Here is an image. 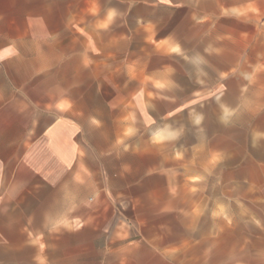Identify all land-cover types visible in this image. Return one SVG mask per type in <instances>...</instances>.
I'll return each instance as SVG.
<instances>
[{
    "label": "crops",
    "instance_id": "1",
    "mask_svg": "<svg viewBox=\"0 0 264 264\" xmlns=\"http://www.w3.org/2000/svg\"><path fill=\"white\" fill-rule=\"evenodd\" d=\"M141 42L181 52L197 43V54L203 43L222 59L203 89L242 95L264 115V0H26L0 10V263L77 219L117 244L116 264L171 259L177 247L146 232L174 211L171 178L150 179L161 169L156 146L133 132L139 82L132 68L125 80L124 65Z\"/></svg>",
    "mask_w": 264,
    "mask_h": 264
},
{
    "label": "rangeland",
    "instance_id": "2",
    "mask_svg": "<svg viewBox=\"0 0 264 264\" xmlns=\"http://www.w3.org/2000/svg\"><path fill=\"white\" fill-rule=\"evenodd\" d=\"M25 1L0 0V10H18ZM140 44V57L125 58L124 65L125 80L132 68L130 75L139 82V90L132 91L139 92L141 104L133 132L141 145L156 146L161 169L150 179L171 178L174 211L146 232L157 244L177 247L171 259L156 264H264L260 107L245 105L242 95L203 89L218 79L215 66L222 60L205 52L203 43H198L200 57L197 43L184 52ZM120 207L138 210L135 203ZM62 221L58 231L43 234L42 248L16 251L0 264H116L121 252L108 234L88 232L82 219L68 231ZM92 221L100 223L96 217Z\"/></svg>",
    "mask_w": 264,
    "mask_h": 264
}]
</instances>
